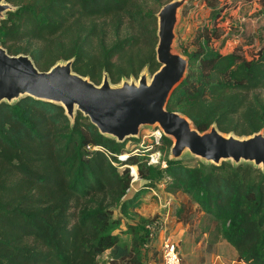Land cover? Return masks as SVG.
<instances>
[{
	"label": "trees",
	"instance_id": "obj_1",
	"mask_svg": "<svg viewBox=\"0 0 264 264\" xmlns=\"http://www.w3.org/2000/svg\"><path fill=\"white\" fill-rule=\"evenodd\" d=\"M6 1L17 8L0 20V43L10 54L30 55L40 70L74 58L73 70L98 84L103 70L118 83L146 66L150 73L159 68L157 18L139 0ZM204 1L212 9L219 2ZM219 37L217 28L198 31L196 47L185 54L186 76L167 108L179 107L201 132L216 123L224 133L250 135L264 129V44L246 59L213 47ZM124 148L80 112L71 124L61 105L28 96L1 103L0 264H143L146 226H131L125 244L109 209L119 204L123 212L140 201L141 191L125 198L128 165L142 179L157 178L168 193L189 196L214 222V242L226 241L238 260L264 264L260 168L229 161L191 167L167 159L159 169L143 156L118 157Z\"/></svg>",
	"mask_w": 264,
	"mask_h": 264
},
{
	"label": "water",
	"instance_id": "obj_2",
	"mask_svg": "<svg viewBox=\"0 0 264 264\" xmlns=\"http://www.w3.org/2000/svg\"><path fill=\"white\" fill-rule=\"evenodd\" d=\"M186 2L171 0L156 13L159 68L149 74L144 67L136 79L122 77L118 83H113L105 70L98 84L77 73L74 58L40 70L30 55L10 54L0 43V104H13L27 96L52 102L63 107L71 124L80 112L100 134L120 143L138 138L143 128L158 126L172 141L169 160L188 154L205 164L249 163L264 172V130L238 136L220 131L213 123L201 132L185 114L167 108L188 69V58L176 48V27ZM16 8L0 0V20Z\"/></svg>",
	"mask_w": 264,
	"mask_h": 264
},
{
	"label": "rangeland",
	"instance_id": "obj_3",
	"mask_svg": "<svg viewBox=\"0 0 264 264\" xmlns=\"http://www.w3.org/2000/svg\"><path fill=\"white\" fill-rule=\"evenodd\" d=\"M139 1L145 11L155 13L156 16L161 5L168 0ZM180 15L176 27V48L183 55L196 47L198 31L203 27L217 28L220 37L213 39L211 43L223 54L236 52L251 59L264 44V0H219L215 9L208 7L204 0H187ZM120 34L124 36L126 32ZM131 76L135 79L138 77L131 74L127 78ZM259 92L264 96V90ZM179 110L178 107L176 111ZM144 129L147 128L142 130ZM139 142V138L126 139L123 142L125 152L137 147ZM164 146L168 153L170 146L167 141ZM180 161L191 167L201 163L198 157L188 154ZM137 191H141L138 205L129 204L123 212L119 204L109 207L112 218L120 221L116 233L123 243L130 244L131 226L153 224L154 238L165 235L178 243L181 264H218L219 260H224L222 254L227 252L229 244L222 239L214 242L215 236L211 234L214 222L189 196L182 192L168 193L155 177L140 178L134 182L125 198L130 199ZM76 206L78 207L77 204ZM73 207L75 208L74 202ZM107 254L108 250L101 261H104Z\"/></svg>",
	"mask_w": 264,
	"mask_h": 264
},
{
	"label": "built area",
	"instance_id": "obj_4",
	"mask_svg": "<svg viewBox=\"0 0 264 264\" xmlns=\"http://www.w3.org/2000/svg\"><path fill=\"white\" fill-rule=\"evenodd\" d=\"M164 134L162 130L155 126L152 129H144L139 134V144L128 152L118 155L120 158H125L128 155L143 156L148 166L165 169L167 166L168 153L165 150L163 143ZM87 150L101 149L99 146L87 145ZM121 166L119 168H123ZM129 175L131 177V185L140 179L138 170L134 165H128ZM158 196V195H157ZM149 232L148 240L142 246V261L143 264H181V256L179 246L171 237L163 235L160 243L157 245L154 238V225H146ZM242 264H247L241 261Z\"/></svg>",
	"mask_w": 264,
	"mask_h": 264
},
{
	"label": "crops",
	"instance_id": "obj_5",
	"mask_svg": "<svg viewBox=\"0 0 264 264\" xmlns=\"http://www.w3.org/2000/svg\"><path fill=\"white\" fill-rule=\"evenodd\" d=\"M161 238L162 237H159L157 240H156V244L158 245L161 241ZM227 249V252L224 251V253L222 254L223 255V259L224 260H219L218 264H242L240 260H238L237 258V254H236V251H234V249H232V247L230 246L229 244V247L226 248Z\"/></svg>",
	"mask_w": 264,
	"mask_h": 264
}]
</instances>
